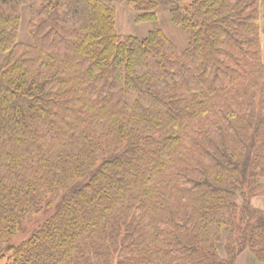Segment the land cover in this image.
<instances>
[{
  "label": "trees",
  "instance_id": "1",
  "mask_svg": "<svg viewBox=\"0 0 264 264\" xmlns=\"http://www.w3.org/2000/svg\"><path fill=\"white\" fill-rule=\"evenodd\" d=\"M117 1L0 0V264H264L262 0Z\"/></svg>",
  "mask_w": 264,
  "mask_h": 264
},
{
  "label": "rangeland",
  "instance_id": "2",
  "mask_svg": "<svg viewBox=\"0 0 264 264\" xmlns=\"http://www.w3.org/2000/svg\"><path fill=\"white\" fill-rule=\"evenodd\" d=\"M117 1V0H116ZM117 5V10H118V28L121 32L123 33H136L135 30L139 28L138 26H141L137 23L134 22V15L133 11L125 4V3H120L119 1ZM28 14V13H24ZM168 12L165 10H161L160 12V18H161V24L162 26L174 37V40L178 44L180 49H183L186 45V42H184V37L182 33L176 29L173 30L171 27V22L168 17ZM262 41L264 45V0H262ZM25 19V18H24ZM26 20L23 22L22 28H21V34L20 38L23 41H27L29 39L28 34L26 33ZM146 24V23H142ZM1 52H0V63L2 62L1 57ZM52 212H49L47 214H41L39 216H36L32 221L24 222V227L23 230L17 235V237L13 240V243L18 244L24 239L28 238L31 234V232L40 224L43 223L44 220L51 214ZM249 253V252H247ZM243 264H248L247 262H244ZM249 264H253L251 261Z\"/></svg>",
  "mask_w": 264,
  "mask_h": 264
},
{
  "label": "crops",
  "instance_id": "3",
  "mask_svg": "<svg viewBox=\"0 0 264 264\" xmlns=\"http://www.w3.org/2000/svg\"><path fill=\"white\" fill-rule=\"evenodd\" d=\"M139 25H141V26H138L139 28H137L135 30L136 33L133 32V34H137L139 36H146L148 34V32L150 31V29L152 28V25L150 23H146V24L140 23ZM250 261L253 262L250 254L245 252L242 255H240L236 264H243L244 262H247L249 264Z\"/></svg>",
  "mask_w": 264,
  "mask_h": 264
}]
</instances>
